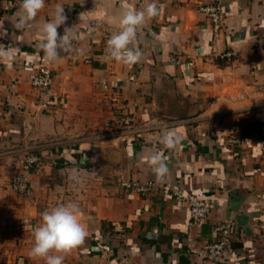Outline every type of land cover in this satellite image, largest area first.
<instances>
[{
    "label": "crops",
    "instance_id": "0c3cea01",
    "mask_svg": "<svg viewBox=\"0 0 264 264\" xmlns=\"http://www.w3.org/2000/svg\"><path fill=\"white\" fill-rule=\"evenodd\" d=\"M147 2L45 0L17 28L21 0H0V45L14 57L0 58V264H44L29 255L33 229L67 202L80 206L87 235L63 264H203L188 251V209L157 185L144 194L120 185L132 179L204 191L213 207L197 245L231 218L225 264H264V0H157L159 15L138 29L142 59L110 60L106 42L123 11ZM217 3L216 30L201 7ZM57 5L67 17L59 34L73 26L77 38L50 63L46 98L28 77L46 59L40 28ZM121 115H133L128 128L115 123ZM165 131L179 137L175 149L161 143ZM151 152L167 163L163 181ZM28 153L41 168L22 201L10 178Z\"/></svg>",
    "mask_w": 264,
    "mask_h": 264
},
{
    "label": "clouds",
    "instance_id": "9594fccd",
    "mask_svg": "<svg viewBox=\"0 0 264 264\" xmlns=\"http://www.w3.org/2000/svg\"><path fill=\"white\" fill-rule=\"evenodd\" d=\"M44 7L45 0H21L16 27L30 26ZM159 11L157 0H148L140 10L126 8L118 20V30L106 42L108 58L125 65L138 63L143 57L142 50L136 46L138 29L148 19L158 16ZM63 13V6L57 5L53 18L44 22L40 28L43 37L41 48L50 63L59 60L62 52L71 50L72 41L77 38L73 26L65 27L63 35L59 34L58 28L67 20ZM0 58L14 59L5 52L2 45ZM178 142L179 137L173 132L165 131L161 136V143L168 149H175ZM147 164L157 180L163 181L169 173L167 163L159 152H151ZM77 178L72 177L73 180ZM33 235V246L29 252L32 258L43 260L44 264H63L64 254L79 246L87 235L80 206L75 202H67L45 210L41 213V223L33 229Z\"/></svg>",
    "mask_w": 264,
    "mask_h": 264
},
{
    "label": "built area",
    "instance_id": "2783aa9c",
    "mask_svg": "<svg viewBox=\"0 0 264 264\" xmlns=\"http://www.w3.org/2000/svg\"><path fill=\"white\" fill-rule=\"evenodd\" d=\"M201 11L210 18L213 28L217 30L222 19L221 5L219 3L205 5L201 7ZM231 55V52L226 53V56ZM28 79L30 84L38 89L44 97H51L52 70L50 62L47 59L31 70ZM133 120V115H121L115 119V123L128 128ZM246 140H248V137H232L229 139V142L231 144H241ZM40 168V156L36 153H28L21 161L19 169L10 179L11 189L19 193H29L30 174L39 172ZM120 185L126 190L136 191L141 194L148 192L155 185L164 191H170L174 196L176 204L178 206H185L188 209L189 217L185 229V237L189 242L187 246L188 251L197 255L203 264L226 263L228 253L233 252L232 235L235 232V222L233 219L227 218L214 224L212 226L214 240L205 243L203 246L197 245L199 231L209 217L213 207L212 200L204 191L192 190L183 193L171 188L169 184L151 180L140 181L132 179L121 181ZM105 250H110L109 245L105 246Z\"/></svg>",
    "mask_w": 264,
    "mask_h": 264
},
{
    "label": "rangeland",
    "instance_id": "374dc122",
    "mask_svg": "<svg viewBox=\"0 0 264 264\" xmlns=\"http://www.w3.org/2000/svg\"><path fill=\"white\" fill-rule=\"evenodd\" d=\"M11 179V178H10ZM9 184V181L7 183H5V185ZM6 187V186H5ZM13 191V190H12ZM13 192H16V191H13ZM19 193V192H17ZM19 198L22 200V201H25V200H28V197H30V195L27 193V194H24V193H19Z\"/></svg>",
    "mask_w": 264,
    "mask_h": 264
}]
</instances>
